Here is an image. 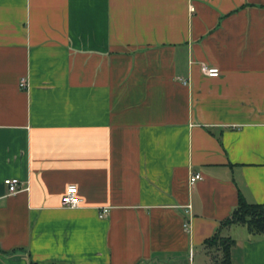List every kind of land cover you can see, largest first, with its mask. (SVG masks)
I'll use <instances>...</instances> for the list:
<instances>
[{
  "label": "crops",
  "instance_id": "crops-1",
  "mask_svg": "<svg viewBox=\"0 0 264 264\" xmlns=\"http://www.w3.org/2000/svg\"><path fill=\"white\" fill-rule=\"evenodd\" d=\"M240 196L264 204V0H0V264H212Z\"/></svg>",
  "mask_w": 264,
  "mask_h": 264
},
{
  "label": "trees",
  "instance_id": "trees-1",
  "mask_svg": "<svg viewBox=\"0 0 264 264\" xmlns=\"http://www.w3.org/2000/svg\"><path fill=\"white\" fill-rule=\"evenodd\" d=\"M233 224L246 226L252 234H264V204L249 203L240 196L231 216L222 222L213 237L205 241L206 248L213 253L212 264H232L231 249L236 241L225 236L222 230Z\"/></svg>",
  "mask_w": 264,
  "mask_h": 264
},
{
  "label": "built area",
  "instance_id": "built-area-1",
  "mask_svg": "<svg viewBox=\"0 0 264 264\" xmlns=\"http://www.w3.org/2000/svg\"><path fill=\"white\" fill-rule=\"evenodd\" d=\"M191 10H194V7L191 6ZM201 71L204 75L209 77H219L221 75V70L219 67L211 66L208 63H200ZM21 86L27 88V79L23 78L21 81ZM203 178L202 173H192L190 176V184L195 185L196 182ZM5 184L8 187L9 194L18 193L21 188V183L18 178H7L5 179ZM62 204L65 207L76 208L81 205V198L78 196V186L76 184H70L67 187L66 193L62 199ZM100 217H105L110 212V207H102L100 209ZM186 228L189 226V223L185 225Z\"/></svg>",
  "mask_w": 264,
  "mask_h": 264
}]
</instances>
